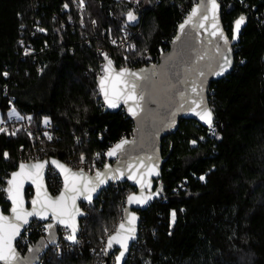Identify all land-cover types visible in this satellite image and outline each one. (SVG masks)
I'll return each mask as SVG.
<instances>
[{
  "label": "trees",
  "instance_id": "16d2710c",
  "mask_svg": "<svg viewBox=\"0 0 264 264\" xmlns=\"http://www.w3.org/2000/svg\"><path fill=\"white\" fill-rule=\"evenodd\" d=\"M84 2L81 12L73 0H0V113L5 120L14 109L25 119H16V135L9 134L8 121L0 133V188L19 163L30 159L54 158L74 167L83 153L88 164L105 163L110 147L132 135L133 123L124 112L103 107L97 90L103 53L116 68L157 63L162 40L171 42L184 11L196 0ZM218 3L229 37L240 15L248 21L234 47L233 70L209 89L215 136L182 120L176 133L162 141L157 181L162 195L139 212V238L125 264H264V0ZM128 10L138 16L133 25L126 23ZM122 28L138 54L128 45L112 44L124 35ZM46 182L51 194L61 188L51 169ZM132 191L126 183L113 184L94 206H82L87 215L78 244L70 245L61 228L50 243L45 224L33 222L18 240L19 253L27 255L29 246L44 244L41 252H46L36 264H103L104 233L114 232ZM25 197H32L31 189ZM0 205L7 213L3 192Z\"/></svg>",
  "mask_w": 264,
  "mask_h": 264
},
{
  "label": "snow or ice",
  "instance_id": "6c2138e0",
  "mask_svg": "<svg viewBox=\"0 0 264 264\" xmlns=\"http://www.w3.org/2000/svg\"><path fill=\"white\" fill-rule=\"evenodd\" d=\"M135 2L138 4L139 0H135ZM241 2L243 3V0ZM73 3H77L81 12L85 10L84 0H73ZM63 7L67 9L69 5L66 3ZM220 8L221 5L218 0H200V4L192 7L191 12L178 26L179 32L185 38L188 37L189 26H191V29H204L211 38L223 40L222 47L218 43L215 44L214 55H209L207 51H200L196 52L194 56L185 58L182 53H178L176 57H169L168 66L162 65L150 72L141 71L137 73L127 68L115 70L112 59L107 53H103L106 63L102 65L103 75H99L97 81L99 93L102 94L107 107L115 109L123 104L129 116L144 122L148 118H154V110L148 105L157 103V96H160L168 104V115L166 117L168 125L174 123L177 112H191L192 115L199 117L201 121L207 124L215 136L213 112L205 103L203 86L208 74L221 76L232 64L229 56L231 52L228 47L229 41L219 25ZM125 15L126 23L129 25L135 24L138 20V16L132 10H128ZM245 19L244 15H240L234 21L232 40L237 39V34L240 32L241 26L245 24ZM96 23L97 21H92L93 25ZM209 28L211 29L210 33L207 32ZM38 30L40 32L46 31L43 28ZM122 30L125 29L122 28ZM177 39H180V37L178 36ZM173 43L175 44L176 40ZM183 43L184 41H182ZM209 43L211 44L212 40H209ZM112 44L115 45L116 41L112 40ZM128 48L132 50L133 55L138 54V50L134 45L129 44ZM27 54L28 51L26 50L25 55ZM129 58V56L124 57L125 60ZM181 66L183 67L182 72L177 70ZM3 75L7 77L8 73L4 72ZM177 84H190L191 95L186 90H180ZM84 111L87 112V108ZM12 112L15 114L14 109ZM16 119H24V117L17 114ZM27 119L31 121L32 117L29 116ZM44 123L45 125L50 123L48 117H44ZM5 131V128L0 127V133ZM9 134L14 136L17 133L11 132ZM45 136L49 140L52 139L47 132H45ZM216 138L219 139L218 136ZM130 143L135 145L134 141L129 142L121 139L119 143L110 148L106 155L108 157L119 155L118 166L112 168L105 163L104 171H97L94 177L85 175L84 169L74 171L64 164L52 160V164L60 170V175L63 177V188L56 196L50 195L43 183L46 162L20 163L18 170L11 172L10 178L6 180V186L0 188V192L5 193L6 199L11 202L10 216H6L0 211V264H35L38 260L41 251L45 247L44 244L37 247L29 246L28 255L26 256H22L18 252L19 242L17 238H25L24 233L28 232L31 225L30 218L32 217L40 220L51 219L52 222L63 225L67 231L64 239L70 242V245L78 244L76 217L82 216L84 213L76 202L78 199L83 198L91 204L93 194L97 193L98 189L110 180H121L127 174V179L134 181L140 187V194H129L127 196V204L129 205L145 206L153 196L158 195L159 190L155 193L149 191L147 195L144 191L146 188L151 189V182L147 178L152 175H159L154 163L158 157L154 155L134 156L135 148L133 147L130 151L125 147ZM190 143L195 145L196 141L192 140ZM3 156L7 160L9 153L4 152ZM84 162L85 156L82 153L80 163L83 164ZM199 179L204 181L205 176L202 175ZM26 181H31L36 189V196L31 200L32 208L30 211L24 207L23 186ZM124 212L125 216L122 218V222L111 235H108L106 246L102 249L104 254L108 255L113 245L119 246V252L115 255V264H121V261L124 260L126 253L129 251V242L137 240L136 222L138 218L134 212H129L127 208L124 209ZM176 215V211L172 210V223L175 222ZM54 223L44 225L50 243L53 242L55 235ZM169 235H171V232ZM14 242L16 243L14 244Z\"/></svg>",
  "mask_w": 264,
  "mask_h": 264
},
{
  "label": "water",
  "instance_id": "95a60500",
  "mask_svg": "<svg viewBox=\"0 0 264 264\" xmlns=\"http://www.w3.org/2000/svg\"><path fill=\"white\" fill-rule=\"evenodd\" d=\"M199 4H200V0H196L195 4L192 7L197 6ZM190 12H191V10H190ZM221 13H222V11H221V8H220V11H219V17H220L219 25H220V28L222 29V31L224 32L225 36L227 37L228 41H229L228 47L231 49V52L229 53V56H230V59L232 61V64L228 68V70L226 72H224V74L221 75V76H216V75H212V74H208L206 76V82H205V84L203 86L204 87V98H205V103L207 104V106L209 108H210V106H209V102H208V93H209V89H210L211 83L223 80L225 77L230 75L231 71L233 70V67H234V47L239 44L240 36L242 34V30L244 29V27H245V25L247 24V21H248V17L245 16V18H246L245 19V24H243L241 26V30L237 34V39L236 40H232L231 37H232V34H233L234 26L232 28L231 36L229 37V35H227L226 31L224 30V27H223V24H222V20H221ZM178 26L176 28L175 34H173L174 36L171 39L168 51H166L165 53H163L162 55H160L158 57L157 63L151 64V65H148V66H143V67H140V68H137V69H130V68H127V67H125V68L129 69L132 72H137V73H139L141 71L150 72L154 68H159L162 65L163 66H168L169 57H176L178 53H182L185 58L194 56L196 54V52H200V51H207L209 55H214V53H215V47H214L215 44L218 43V44L221 45V47L223 46V40H216L215 38H211L205 32L204 29H199V28L191 29V26H189V35H188L187 38H185L184 35L179 32ZM210 31H211V29L209 28L207 30V32L210 33ZM197 33H199V35H197ZM178 36L180 37V39H177ZM174 40H176L175 44L173 43ZM209 40H212L211 44L209 43ZM182 41H184L183 44H182ZM104 63H106V62L104 61ZM113 68L115 70H119L120 69V68H116L114 64H113ZM177 70L182 72L183 71V67L181 66ZM102 75H103V73H102ZM190 78H194V77H190ZM177 87L180 90H182V91L186 90L189 93V95H191V91H190L191 86H190V84H177ZM97 90H98V93H99L98 81H97ZM99 96L101 98V102L103 104V107L105 108V111L110 112V113H118L119 111H122V112H124L126 117L133 123L132 138L131 139H125V140H127L129 142H133L134 141L135 145H132L130 143L129 145H126L125 147L128 148L130 151L134 147L135 148V151L133 152L134 156L138 155L140 157H144V156L154 155L155 157H158V159H156L154 161V163L156 165V171L159 173V175H152V176L148 177L147 179H149L150 182H151V189H147L146 188L144 190L145 191V195H147L149 191L155 193V192H157V190H159L158 191V195L153 196V198L145 206H139V205H136V204L129 205V204H127V197H126L124 205H123L124 208H123L122 218L125 216V212H124L125 208H127L129 210V212H134L136 214L137 218H138L137 222H136V227H137L136 235H137V240H138L139 233H140V221H141V217H140V213L139 212H145L146 210H148L152 206V204H154L157 200H159L161 198L162 191H163L161 189L160 185L157 184V181L161 177V171H162V166H163V158H162V153H161L162 141L166 137L176 133V131L178 129V126H179V122L182 121V120L183 121H189L190 120V121L196 122L198 125L202 126L203 129L204 128H208V125L205 124L203 121H201L199 119V117L192 115L191 112H185V111L177 112V114L175 116L174 123L171 124V125H168L167 122H166V117L168 115V104L163 99V97H160V96H157V100H158L157 103H153V104H149L148 105L151 109L154 110V114H155L154 118H148L144 122H140L138 120L133 119L131 116H129L128 112H127V109H126V107L123 104H121L118 108H115V109L108 108L107 105L104 103V99H103L102 94L99 93ZM213 120H214V115H213ZM117 143H119V141ZM117 143H115L110 148L114 147ZM119 158H120L119 155L118 156H114V157H108L106 155L105 163L109 164L112 168H116L118 166L117 165V160ZM52 160H56L59 163H62L65 166L71 168L67 164H65L63 162H60L59 160L54 159V158H45L43 160H38V161H35V162H23V163L29 164V163H36V162H46L45 163V169H44V180H43V183H44L45 187L48 190L47 182H46L47 172H48L49 169L54 170L57 173V175L60 177V179H61V188L59 190V192H60L62 190V188H63V177L60 175V170L57 169L55 167V165L52 164ZM19 164H18V166H17L15 171L18 170ZM104 164H103L102 168L97 170V171L103 172L104 171ZM72 170H74V169H72ZM74 171H76V170H74ZM95 173H93V175L85 173V175L94 177ZM125 183L128 184L133 189V191L130 194H137V195L140 194V191H141L140 187L138 185H136L134 183V181L128 180L127 179V174H125V177L123 179H121V180H117V181H111L110 180L106 184L102 185L98 189L97 193L93 194V200H92L91 204H89V202L87 200H84L83 198H80V199L77 200V202H76L77 206L80 207L81 211L84 213V215L76 217V223H77V226H78L77 238H78V235H79V233L81 231V222L87 215V212L83 209L82 206H88V207L94 206V203L98 199V197L101 195V192L105 191L110 185H113V184L122 185V184H125ZM30 189L32 190V197L30 199H26L25 193H26V191H28ZM48 192L52 196H56V195L59 194V192H58L57 194L53 195V194L50 193L49 190H48ZM23 196H24V207H25V209L30 211L31 208H32L31 200L36 196V189H35V186L32 185L31 181H26L24 183ZM7 202L10 205L8 212L5 213L3 211V208H2L1 205H0V211H2L3 214L6 215V216H10L11 215V212H10L11 202L8 201V200H7ZM30 220H31V224L33 222H38V223H41V224L54 223V222L51 221V219H49V220H40L38 218L32 217V218H30ZM121 222H122V220L116 225V227ZM26 227H28V226H26ZM58 228L65 229L63 225L54 223L55 234L57 233V229ZM22 233H23V230H22ZM19 238L20 237L17 238V241L19 240ZM137 240L129 242L130 243L129 251L126 253L124 260L121 261V264H125V261L127 260L128 255L130 253L131 247L137 242ZM106 242H107V238L105 240V246H106ZM15 243L16 242H14V244ZM68 243H70V242H68ZM45 252H46V250L43 253L41 252V254L39 255V258H38L37 261L40 260V258L43 256V254ZM115 252H116V254H118V252H119V246L118 245H113V248L109 250V254L108 255L104 254V262H103V264H110V257ZM24 256H26V255H24ZM37 261L35 262V264L37 263ZM114 264H115V258H114Z\"/></svg>",
  "mask_w": 264,
  "mask_h": 264
},
{
  "label": "built area",
  "instance_id": "2783aa9c",
  "mask_svg": "<svg viewBox=\"0 0 264 264\" xmlns=\"http://www.w3.org/2000/svg\"><path fill=\"white\" fill-rule=\"evenodd\" d=\"M122 1H123V2H126V3H131V2H133V1H135V0H122ZM229 9H230V7L227 6V10H229ZM190 10H191V9H189V10H185V11H184V16H183V18H182V21L188 16V14L190 13ZM182 21H181V22H182ZM70 22H71V21H70ZM123 29H124V28H123ZM121 33H123L124 35L119 39L118 42H116V44H117L118 46H120V47H126V46L128 45V43H129L128 33H127L126 29H125V30H122ZM166 46H167V47H166ZM169 46H170V42H168L166 39H165V40H162V46L159 47L158 57H159L160 55H162L163 53H165L166 51H168V47H169ZM11 108H12V107H11ZM22 120L25 121V119H22ZM16 121H17L16 118H12L11 120L8 121V123L10 124V132H16V131H17V128H18L19 125L16 123ZM15 123H16V124H15ZM213 126H214V125H213ZM0 127L6 128V122L1 123V124H0ZM214 129H215V126H214ZM208 134H210V135L212 134V132L210 131L209 127H208ZM131 138H132V135H131L130 137H126V136H123V137H122V139H131ZM106 153H107V152H106ZM106 153L104 154L105 157H106ZM35 161H38V160H37V159H30V160H28L27 162H35ZM83 164H85V165H83ZM83 164H81L79 167L76 166V167H78V168H76V170L84 169L85 173H88V174H92V175H93V173H95L97 170H99V169L102 168V166H103L104 163H101V165L98 166V165H95V164H96L95 162L88 164V163L85 161ZM70 167L72 168V166H70ZM72 169L75 170V168H72ZM51 170H52V169H51ZM53 172L56 174L57 178L59 179V181H60V183H61V179H60V177L57 175V173H56L54 170H53ZM47 173H48V172H47ZM58 192H59V190H57L55 194H57ZM55 194H53V195H55ZM60 230H61L63 233L66 232V234H67V231H66L65 229L61 228Z\"/></svg>",
  "mask_w": 264,
  "mask_h": 264
},
{
  "label": "rangeland",
  "instance_id": "374dc122",
  "mask_svg": "<svg viewBox=\"0 0 264 264\" xmlns=\"http://www.w3.org/2000/svg\"><path fill=\"white\" fill-rule=\"evenodd\" d=\"M122 1V0H121ZM18 113L15 111V114L11 111V112H9V113H7V118L4 120V119H2V115H1V113H0V124L1 123H4L5 121H9V120H11L12 118H16V115H17ZM49 125V124H48ZM48 125H46L47 127H48ZM73 165V164H72ZM81 165V163L79 162V163H77L74 167H72V168H75V170H76V168H78L79 166ZM83 165H85V164H83ZM68 166H70V165H68ZM76 166H78V167H76ZM113 233V232H112ZM111 232H108V231H106L105 233H104V235H105V237L107 238L108 237V235H110V234H112ZM63 235H66V232L65 233H63ZM110 264H112V260H110Z\"/></svg>",
  "mask_w": 264,
  "mask_h": 264
}]
</instances>
